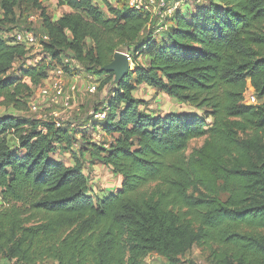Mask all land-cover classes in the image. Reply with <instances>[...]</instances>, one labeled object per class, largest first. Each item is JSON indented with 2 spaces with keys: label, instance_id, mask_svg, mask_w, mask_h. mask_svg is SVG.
Returning <instances> with one entry per match:
<instances>
[{
  "label": "trees",
  "instance_id": "trees-1",
  "mask_svg": "<svg viewBox=\"0 0 264 264\" xmlns=\"http://www.w3.org/2000/svg\"><path fill=\"white\" fill-rule=\"evenodd\" d=\"M58 3L73 11L54 19L42 0H0V27L39 13L51 59L16 68L29 50L1 36L0 106L26 110L33 86L61 64L71 72V59L112 96L79 138L71 125L0 113V264H141L153 253L173 262L194 244L211 264H264V0L182 7L160 39L150 13L126 0L108 1L110 16L94 0ZM124 47L135 68L115 82L103 67ZM141 85L198 112L150 109ZM97 127L111 140L95 139ZM87 153L122 177L115 193H91Z\"/></svg>",
  "mask_w": 264,
  "mask_h": 264
},
{
  "label": "rangeland",
  "instance_id": "rangeland-1",
  "mask_svg": "<svg viewBox=\"0 0 264 264\" xmlns=\"http://www.w3.org/2000/svg\"><path fill=\"white\" fill-rule=\"evenodd\" d=\"M111 2L114 6L119 5L121 6L122 3H125V0H94L95 4L97 6H100V8L104 11V14L106 16H110L107 2ZM206 0H201V2H205ZM43 4L46 6L49 14L54 18L57 19L62 14L68 12L66 9L67 5H59L58 0H42ZM168 6L174 7L179 6L180 8L187 9L189 7H193L194 2L188 1V0H167ZM68 8V7H67ZM163 12V17L156 14V18L158 20H161L158 26H161L163 23H165V27L170 25L171 21V15L170 13L166 12L165 10ZM33 15L37 17L36 20L30 21V16ZM168 23V25H167ZM157 24V23H156ZM41 19L39 16V13L37 12H30V14L25 15L22 18L17 19L16 24L6 23L5 25H2L0 27V37L5 36L8 39L14 38V34L17 30L30 28L34 30L35 34L40 38L42 36V27H41ZM157 26V25H156ZM155 27L156 30V37L160 39L163 29L159 30V27ZM123 52L129 51L130 53H133L131 50L128 49V47H124L121 49ZM46 58L47 61H50V57L47 56L42 50V48L34 47L32 51L30 52V57L22 59L18 61L16 64V68L24 67L25 65L29 64H35L40 62L42 59ZM143 60H146V56L143 55ZM64 59H68V57H64ZM70 60V59H69ZM75 62L71 59V72L67 73L69 76L68 79L71 78L72 82H75L73 84H77V89L72 94V106L70 108H63L61 106H52V107H46V103H40L41 109L39 112H35L30 110L28 107L26 110L19 112L16 111L13 108L7 109L5 106H0V113H6V112H13L16 114H22L28 118H36L40 113H43L46 115L47 118H52L51 112L57 110L60 113V120L65 125H71L74 126L77 129L76 136L79 138L81 136L82 132L84 130H88L89 132L93 131V125L95 122L100 123L99 120H91L90 112L95 109V107L103 106L108 103V101L111 99L112 96V85L108 84L103 89L97 88L96 92H90L88 90V87L93 84V80H90V76H94V80L96 81L98 78V74L95 72H89L84 67H82L80 64L77 65ZM130 67L135 68V64L131 65ZM72 82L69 83L70 85H73ZM98 82V81H97ZM99 85V82H98ZM33 96L31 100L39 101V97L41 94V88L40 84L36 87L33 86ZM251 93L253 92V89H250ZM250 93V94H251ZM71 94V93H70ZM249 94V92H248ZM135 95L137 97L143 98L144 100L148 101V106L150 109H154L158 111L159 113L165 114L171 111H196L195 108L190 107L186 104L180 103L177 99H175L172 96H169L157 89H154L152 87H148L146 85H141L137 88L135 91ZM249 104H252L249 99L247 100ZM202 111H199L201 113ZM90 121V122H88ZM95 139L98 140H104L109 141L111 140L110 136H108L102 127H97V132L94 133ZM206 137H201L198 139H195L191 141L189 148L187 150V154L191 155L194 151L200 149L205 141ZM76 145V144H75ZM78 150L77 146H75V151ZM62 151V150H61ZM57 158L64 160L67 164L73 165L75 164L70 154L66 153H60L56 155ZM84 165V171L86 175L88 176L90 188L93 192L92 194H96L95 196H101L104 197L105 195H109L111 193H115L119 187H121L122 183V177L118 174H115L112 172V170L107 167L104 163L93 159V157L90 155V153H87L85 155V159L83 161ZM201 190V189H199ZM191 191H195V188ZM202 191V190H201ZM198 193L199 191H195ZM220 196L225 199L226 194L224 192L220 193ZM195 262L197 264H211V258H210V251L208 249H203L200 245L194 244L189 250L185 252V254H181L177 257V261L170 262L167 258L164 256H161L159 254L153 253L149 255L146 259H144L141 264H191V262Z\"/></svg>",
  "mask_w": 264,
  "mask_h": 264
},
{
  "label": "built area",
  "instance_id": "built-area-1",
  "mask_svg": "<svg viewBox=\"0 0 264 264\" xmlns=\"http://www.w3.org/2000/svg\"><path fill=\"white\" fill-rule=\"evenodd\" d=\"M194 3H200L201 0H188ZM127 5L135 10L144 12V13H156L157 15H160L163 17V10H165L167 13L169 12L171 17L174 15V13L180 9L179 6H168L167 0H126ZM37 17L31 15L30 16V21L36 20ZM168 27L161 25L159 27L160 29H167ZM44 39L47 40L48 36H44ZM13 41L15 43H20L26 46V48L29 50V53L32 51L34 47H39L42 48L40 39L38 36L35 34L34 30L30 28H25L21 30H17L14 34ZM128 60L131 65H134L132 56L128 53L125 52ZM64 64L70 63L69 59H64L63 60ZM67 76L68 74L64 70L63 64L53 68L49 72V78L44 81L43 83L40 84L41 88V96L39 97V101H34L33 99L30 100L29 102V108L32 111L39 112L41 109V104L40 103H46V107H52V106H61L63 108H70L72 105V94L73 92L77 89V84L73 85H68L67 81ZM90 80H93V84H91L88 87V90L90 92H96L98 88V82L97 80H94V76H90ZM71 93V94H70ZM251 91L247 95V100L251 103H256L257 98L254 95V93ZM43 108V107H42ZM51 115L53 116L52 118H47L45 114L40 113L36 119L40 121H53L57 126H62L63 123L60 120V113L55 110L51 112ZM91 120H103L107 116V109H94L90 112ZM1 200V196H0ZM4 264H14L12 262L6 261Z\"/></svg>",
  "mask_w": 264,
  "mask_h": 264
},
{
  "label": "water",
  "instance_id": "water-1",
  "mask_svg": "<svg viewBox=\"0 0 264 264\" xmlns=\"http://www.w3.org/2000/svg\"><path fill=\"white\" fill-rule=\"evenodd\" d=\"M130 68V62L125 52L117 51L114 55L113 61L104 66L103 70L115 72V82H118L120 79L124 78Z\"/></svg>",
  "mask_w": 264,
  "mask_h": 264
},
{
  "label": "crops",
  "instance_id": "crops-1",
  "mask_svg": "<svg viewBox=\"0 0 264 264\" xmlns=\"http://www.w3.org/2000/svg\"><path fill=\"white\" fill-rule=\"evenodd\" d=\"M67 7H68V6H66V9H67L68 12L73 11L70 7H68V8H67ZM155 16H156V13H152V14L150 15V19H151V21L149 22V25H148L149 28L157 27L158 24L160 23L161 20H158ZM160 17H161V16H160ZM170 21H171V19H170ZM171 22H172V21H171ZM156 23H157V24H156ZM163 24L165 25V23H163ZM163 24H162V25H163ZM170 24H171V23H170ZM156 25H157V26H156ZM167 25H168V23H167ZM168 26H169V25H168ZM168 26H167V27H168ZM158 27H160V26H158ZM4 37H5V36H4ZM68 76H69V75H68ZM67 81H68V82H67L68 85H69L70 82H72L71 78L68 79V77H67ZM73 83H75V82H72V84H73ZM0 203H1V200H0ZM5 262H6V261H2L1 264H4Z\"/></svg>",
  "mask_w": 264,
  "mask_h": 264
}]
</instances>
